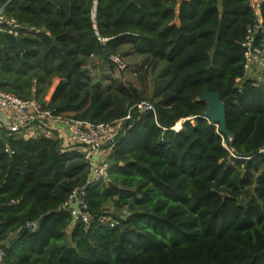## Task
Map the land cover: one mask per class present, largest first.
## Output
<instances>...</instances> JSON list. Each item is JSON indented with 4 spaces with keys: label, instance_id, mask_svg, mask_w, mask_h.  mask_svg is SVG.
Returning a JSON list of instances; mask_svg holds the SVG:
<instances>
[{
    "label": "trees",
    "instance_id": "trees-1",
    "mask_svg": "<svg viewBox=\"0 0 264 264\" xmlns=\"http://www.w3.org/2000/svg\"><path fill=\"white\" fill-rule=\"evenodd\" d=\"M6 1V13L34 29L0 31V89L37 98L58 78L54 113L129 118L110 146L108 180L86 187L95 219L87 228L62 207L86 186L81 152L1 131L4 264H264V155H255L264 146V67L245 78L241 45L257 19L250 0ZM259 15L264 26V0ZM254 40L264 47L263 33ZM112 54L138 58L140 86L95 81L91 69L101 60L113 70ZM203 91L224 102L231 144L203 117ZM140 101L155 111L131 108ZM187 117L193 123L171 129ZM28 223L35 229L21 231Z\"/></svg>",
    "mask_w": 264,
    "mask_h": 264
},
{
    "label": "built area",
    "instance_id": "built-area-1",
    "mask_svg": "<svg viewBox=\"0 0 264 264\" xmlns=\"http://www.w3.org/2000/svg\"><path fill=\"white\" fill-rule=\"evenodd\" d=\"M261 1L250 0L257 19L247 29L245 39L241 43L245 48L244 66L246 71L252 67L259 70L264 67V47L256 44L254 40L257 33L261 32L264 35V26L259 15ZM7 2L6 0H0V31L12 36L32 31L33 27L24 26L15 17L6 13ZM108 62L120 70L127 67V64L118 54L110 55ZM133 107H136L139 111H155L153 104L149 101H140L131 108ZM128 118L129 113L122 119L104 123H91L87 120L76 119L71 115L56 114L47 107V104L40 102L34 97L21 98L9 91L0 89V133L5 131L8 135L21 139L49 136L54 139H60L68 148L73 146L81 152L83 159L88 165L86 186L74 189L67 200L64 201L62 207L70 212L72 222L81 221L86 228L95 220L93 214L89 212L88 204L84 198L86 187L90 184L108 180L110 173V166L107 160L109 149L121 129V124ZM192 119L193 117H187L182 120V123ZM180 128L181 121L171 127L174 131ZM107 142H110V144L106 145ZM255 155H264V146ZM127 214V210L124 209L123 216ZM97 220L101 223L110 222L111 225L113 224L110 217L105 215L100 216ZM26 227L32 230L35 229L36 224L28 223ZM4 259L5 250L0 243V264H4Z\"/></svg>",
    "mask_w": 264,
    "mask_h": 264
},
{
    "label": "rangeland",
    "instance_id": "rangeland-1",
    "mask_svg": "<svg viewBox=\"0 0 264 264\" xmlns=\"http://www.w3.org/2000/svg\"><path fill=\"white\" fill-rule=\"evenodd\" d=\"M123 58V57H122ZM124 61L127 64V67L123 70L117 69L115 66L113 68V70L110 71V69H106V67L103 64V62L100 60L99 63H96L94 65V67L91 69V74H94L95 77V81H99L103 78V76H110L113 79H117L119 81H123L125 82V84H134L135 86H140L141 84V80L139 78V74L134 72V70L136 69V64H137V60L138 58H134V57H124L123 58ZM259 74V73H258ZM150 77H148V79H146L147 83L149 84V86H152L153 83V77H152V72L149 73ZM260 76V74H259ZM1 78V76H0ZM35 81V79H34ZM31 94H33L31 92ZM193 123V119L190 120ZM181 125H182V121H181ZM216 129L219 131L218 127L216 126Z\"/></svg>",
    "mask_w": 264,
    "mask_h": 264
},
{
    "label": "water",
    "instance_id": "water-1",
    "mask_svg": "<svg viewBox=\"0 0 264 264\" xmlns=\"http://www.w3.org/2000/svg\"><path fill=\"white\" fill-rule=\"evenodd\" d=\"M105 54H108L107 50H104ZM198 101L207 103V110L204 112L203 117L208 118L215 126L218 127L219 132L224 135L227 142L231 144L233 134L228 131L225 120V104L220 99L217 92L214 91H203L198 96ZM107 142L106 145H109ZM29 230L28 227L24 226L21 231Z\"/></svg>",
    "mask_w": 264,
    "mask_h": 264
},
{
    "label": "crops",
    "instance_id": "crops-1",
    "mask_svg": "<svg viewBox=\"0 0 264 264\" xmlns=\"http://www.w3.org/2000/svg\"><path fill=\"white\" fill-rule=\"evenodd\" d=\"M259 72H260V70L258 68L252 67L250 70L246 71L245 78H258L259 79L260 78L259 74H258ZM33 81H34V78H33ZM58 83H59V79L53 78L49 88L47 89V91L44 94H39L37 96V98H35L34 95H32L31 97H34L35 99L39 100L42 103L48 104L50 101L51 95L53 94ZM31 92L33 94H36L35 90H31ZM56 140H58L62 146H64V147L66 146L62 140H60V139H56ZM109 151H110V149H109Z\"/></svg>",
    "mask_w": 264,
    "mask_h": 264
},
{
    "label": "bare ground",
    "instance_id": "bare-ground-1",
    "mask_svg": "<svg viewBox=\"0 0 264 264\" xmlns=\"http://www.w3.org/2000/svg\"><path fill=\"white\" fill-rule=\"evenodd\" d=\"M178 124V123H177ZM178 127H179V125H178Z\"/></svg>",
    "mask_w": 264,
    "mask_h": 264
}]
</instances>
